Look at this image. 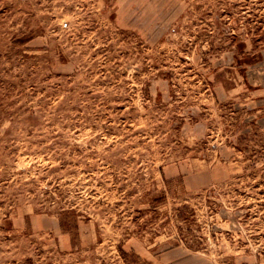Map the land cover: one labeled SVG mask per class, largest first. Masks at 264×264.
<instances>
[{
  "label": "rangeland",
  "instance_id": "374dc122",
  "mask_svg": "<svg viewBox=\"0 0 264 264\" xmlns=\"http://www.w3.org/2000/svg\"><path fill=\"white\" fill-rule=\"evenodd\" d=\"M0 264H264V0H0Z\"/></svg>",
  "mask_w": 264,
  "mask_h": 264
}]
</instances>
